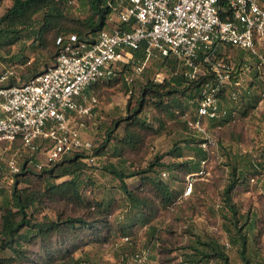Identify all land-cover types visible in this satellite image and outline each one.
Segmentation results:
<instances>
[{"label": "trees", "instance_id": "obj_1", "mask_svg": "<svg viewBox=\"0 0 264 264\" xmlns=\"http://www.w3.org/2000/svg\"><path fill=\"white\" fill-rule=\"evenodd\" d=\"M9 2L10 5L0 15V49H9L16 43L26 40H32L35 47L43 49L55 45L57 56L51 65L56 62L71 34H76L80 40L93 42L102 29L112 30L113 28V25L108 22L112 10L106 0H78L87 12L85 18L70 16L73 0H9ZM118 26L124 27V23L118 22ZM59 38H61L60 42H58ZM135 54L136 59L144 58V47L135 51ZM0 59H9L19 67L27 65L29 61L25 54L11 56V59L0 56ZM132 64L133 62L125 63L126 69ZM172 64L176 68V64L173 62ZM51 65L48 64L47 67ZM44 70L33 69L23 77L19 74L20 79L12 78L10 84L27 81ZM125 74L126 72L122 77H126ZM111 80L112 78L91 84L86 89V93L99 88L101 82L108 83ZM187 82L181 75L173 74L171 77H163L159 82L149 79L142 84L138 104L131 108L126 117L118 120L109 132L107 141L114 140L113 149L116 156L124 159L123 156L127 151H141L149 132L159 134L166 128L167 120H169L167 118L160 119L157 126L150 123V118L145 114L148 98L153 100V108L161 110L165 117L168 114L171 118H180L174 121L191 126L189 120L194 119L197 107V101L194 98L198 96L202 79ZM178 92L184 94V97H178ZM188 98L190 101L193 99V107L185 101ZM260 98L262 94L254 93L251 89L247 94L244 110H239L238 113L247 115L256 107ZM236 115L229 113L222 119L211 120L210 126L225 125ZM119 127H122V132H117ZM182 142V145L174 144L168 150L167 154L171 156L169 162H163L161 155L142 169L131 172H126L124 168L111 170L114 177L120 181V187L125 195L126 206L123 214L126 220L121 226L124 236L128 238L134 236L137 226H146L149 235L155 236L159 230L154 224L155 220L161 216L162 212L168 210L182 193L181 188L174 186L172 178L179 179L180 173L185 174L195 170L200 166L201 160L208 157V151L202 146L204 142L202 139L192 135ZM185 145L192 147L195 153L194 159L182 160L185 156ZM35 154H30L29 151L24 152L21 171L14 173L12 194L6 196L4 202L0 204V252H2L0 264H14L29 260V247L36 242L42 247L38 254V263L53 264L58 258L68 257L69 254L79 250L84 244L108 239L102 230L111 229L106 219L112 213L111 201L86 200L82 192L83 179H85L82 177L88 166L86 158L93 154L83 150L66 155L60 160L41 164V167L35 162ZM227 165L231 169L232 179L222 192L224 213L221 214L228 219L223 224L227 240L223 243L212 234H193L194 240L184 247L182 264H210L211 261L216 262L215 264H232L227 252L229 246L238 251L243 264H264V254L258 248L252 249L251 243H260L263 230H255L256 222L250 224L248 220L251 215L243 212L236 201L234 192L237 186L249 187L252 181L264 175V152L257 156L235 155L229 163L227 162ZM34 167L42 169V173L35 172ZM164 170L169 171L170 175L164 176ZM21 174L28 177L25 180L27 186L24 188L19 187L22 181ZM32 177L40 178L41 188H32V184L35 183ZM62 178L65 179L60 180ZM127 178H138L139 184L130 187L126 181ZM45 197L77 203L90 209L91 213L89 216H65V212H58L56 218L40 220L36 217L37 204ZM93 212L100 216H92ZM82 230L86 231L84 236L80 234ZM72 259L73 263L80 262L78 258Z\"/></svg>", "mask_w": 264, "mask_h": 264}, {"label": "built area", "instance_id": "obj_2", "mask_svg": "<svg viewBox=\"0 0 264 264\" xmlns=\"http://www.w3.org/2000/svg\"><path fill=\"white\" fill-rule=\"evenodd\" d=\"M106 2L112 10V30L102 29L93 42L71 34L56 62L27 81L10 84L12 78L20 79L19 65L0 60V149L21 144L9 160L12 173L20 171L19 158L25 151L35 154L46 143L47 162L94 148L73 122L91 117L97 98H89L86 89L113 78L121 58L133 62L138 75L151 59L161 57L175 63V73L187 83L202 79L194 98L196 117L189 125L205 133L202 146L207 151L214 139L204 123L236 115L245 107L254 71L264 81V0ZM142 47L145 56L136 59L135 51ZM234 50L242 51V56ZM125 78L128 83L134 80L132 75ZM207 163L208 157L200 170L187 175L180 197L191 194L197 178L208 174ZM147 256L138 257V264H146Z\"/></svg>", "mask_w": 264, "mask_h": 264}, {"label": "rangeland", "instance_id": "obj_3", "mask_svg": "<svg viewBox=\"0 0 264 264\" xmlns=\"http://www.w3.org/2000/svg\"><path fill=\"white\" fill-rule=\"evenodd\" d=\"M9 5V0L0 1V15L5 12ZM71 11L70 16L79 18L87 16L84 6L78 0H73L71 3ZM113 18L117 19V15L113 14ZM234 53L241 56L243 54L240 50H234ZM20 54H25L27 59L31 61L27 65H20L19 74L23 77L33 69L40 71L46 69L48 64L51 65L57 56V46L51 45L49 48L43 49L35 47L32 40H26L16 43L9 49H0V56L10 59L11 56ZM0 60L14 63L9 59ZM125 63L128 62L124 58L117 61V76L113 77L108 83L101 82L99 88L86 93L89 98L91 96L97 98V102L92 105L91 117H77L73 122V127L81 132L82 137L94 143L95 148L87 151V153L93 155L86 158L88 166L82 177L85 178L83 179L82 192L86 200L111 201L112 213L106 218L111 229L105 228L102 230V233L108 239L102 242L92 241L89 244H84L79 250L69 254L68 257L58 258L53 264H138V257L143 254H148L146 264H182L184 247L188 246L191 240H194L193 234H212L225 243L227 233L223 224L228 219L221 216L224 213L222 192L232 179L231 169L228 168L227 162L229 163L235 155L242 157L257 156L264 152V81L258 78L254 71L249 78V82L250 80L254 81V87L252 88L254 93L262 94V98H260L256 107L247 115L239 112L231 122L222 126H210L211 122L209 120L204 123L207 132L214 139L213 143L207 144L208 174L197 178L194 190L187 198L177 203L174 208H170L162 212L161 216H158L154 222L159 229L155 236L149 235L146 226H137L134 236L126 238L121 229L126 220L123 214L126 206L125 195L120 187V181L114 177L111 170L113 168H124L126 172H131L142 169L161 155L163 156V162H169L171 156L167 152L174 144L182 145V140L192 135L205 141V133L192 126H186L184 122L174 121H178L180 118H171L168 114L165 117L161 110L157 108V111L153 108V100L148 98L145 114L150 118V123L157 126L160 119L167 118L169 120H167L166 128L159 134L149 132L147 141L141 151H127L123 156L124 159L116 156L113 149L114 140L107 141L109 132L115 127L118 120L126 117L131 108L138 104L142 84L149 79L159 82L156 79L158 74H161L159 78H163V76L171 77L172 73L176 72L172 62L166 63V60L161 57L151 59L139 75L135 71L134 64L126 69ZM124 72H126L125 75L134 76L133 82L128 83L126 78L122 77ZM177 96L183 98L184 94L178 92ZM185 101L189 102L190 106L194 103L193 99L190 101L189 98ZM193 117L195 119L196 114ZM181 120L183 121V119ZM118 131L122 132V127H119ZM49 146V143H46L34 155L35 162L43 165L47 163ZM19 147H21V144L16 142L11 146L0 149V204L4 202L6 196L12 194L15 177L14 173L10 171L9 160ZM184 153L185 156L182 160H190L191 156L194 155L191 146L185 145ZM19 162L22 164L23 157L19 158ZM33 169L37 173H42V169L38 167ZM184 175L180 173L179 179L172 178L173 184L181 189L186 183ZM26 178L28 177L25 174L20 175V180H22L19 183L20 188L27 186ZM32 178L35 182L32 184V188H41L40 178ZM63 179L65 178L60 180ZM126 181L130 187L139 184L138 178H127ZM251 186L250 189L237 186L234 191L235 198L243 212L248 214L252 212L254 218L261 219L260 228H262L263 233L260 237L261 242L258 243L259 246H256L261 247L264 252V175L252 181ZM37 209L36 217L40 220L56 218L58 212H65V216H89L91 213L90 209L77 203L63 199L55 200L50 197L43 198V201L37 204ZM92 216H100V214L97 215L93 212ZM255 225L257 226V223ZM85 232L82 230L80 234L84 236ZM153 240L154 242H152ZM156 240L158 241L156 242ZM41 248V245L37 242L31 244L29 247L30 253H28L30 255L29 260L15 262L14 264H41L38 263V254H40ZM227 252L232 264H243L238 251L234 247L229 246ZM135 253L140 255L137 256ZM72 258H78L80 262L73 263ZM215 263L211 261L210 264Z\"/></svg>", "mask_w": 264, "mask_h": 264}, {"label": "crops", "instance_id": "obj_4", "mask_svg": "<svg viewBox=\"0 0 264 264\" xmlns=\"http://www.w3.org/2000/svg\"><path fill=\"white\" fill-rule=\"evenodd\" d=\"M194 152V151H193ZM195 154V153H194ZM191 159H194V155L193 156H191ZM190 159V160H191ZM201 167H202V160H201V164H200V166L198 167V168H196L195 170H193V171H190V172H187V173H185V175H184V177H187V175L188 174H190V173H192V172H195V171H198V170H200L201 169ZM165 172L167 171V170H164ZM168 173H169V175H170V172L169 171H167ZM186 180V179H185ZM174 186L175 187H177L175 184H174ZM238 187H241V186H238ZM252 186H249V187H242L243 189H250ZM179 188V187H178ZM185 188H186V183H185V185H183V189H182V193L179 195V197H178V199L169 207V209L170 208H174V206L177 204V203H179V202H181L183 199H185V198H187L188 196H183V197H180L182 194H183V192H184V190H185ZM236 201H237V199H236ZM240 205V204H239ZM251 216H250V218H249V222H250V224H255V221H256V223H257V226H256V229L255 230H261L262 228H260V221H261V219H258V218H254L253 217V214H252V212L251 213H249ZM169 216V215H168ZM254 216H255V214H254ZM249 225V224H248ZM263 233V232H262ZM262 235V234H261ZM261 237V236H260ZM260 242H261V240H260ZM260 244V243H259ZM259 244H255L254 245V243H252V247H254L253 249H256V248H258L259 250H260V252H262L263 254H264V252L261 250V247H257V246H259ZM257 245V246H256Z\"/></svg>", "mask_w": 264, "mask_h": 264}]
</instances>
